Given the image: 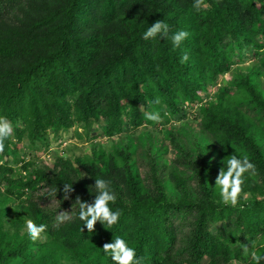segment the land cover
<instances>
[{
    "label": "trees",
    "instance_id": "obj_1",
    "mask_svg": "<svg viewBox=\"0 0 264 264\" xmlns=\"http://www.w3.org/2000/svg\"><path fill=\"white\" fill-rule=\"evenodd\" d=\"M194 2L0 0V115L14 125L0 153V264H112L103 246L113 235L145 264H252L235 244L264 236V90L256 84L264 80V0H202L199 11ZM158 20L169 24L170 35L190 33L180 49L170 39L143 38ZM185 52L189 61L181 64ZM248 55L253 68L235 82V65ZM228 74L224 93L205 101ZM152 110L160 111L161 123L146 119ZM192 110L208 135L193 144L197 157L175 136L176 122ZM145 126L149 133L137 137ZM73 127L87 142L98 141L83 156L60 155L43 168L39 160L51 143ZM120 136L146 147L145 175L134 170L130 150L115 145ZM169 146L181 151V172L173 168L166 185L149 151ZM208 147L215 152L211 164ZM235 151L257 171L232 207L220 202L215 167ZM94 178L111 182L113 208L122 215L115 229L98 222L91 235L80 231L75 200L94 202ZM73 181L65 199L63 183ZM49 200L57 201L55 209L45 205ZM65 210L73 218L60 223ZM26 216L47 225L36 241L24 230ZM184 220L188 257L173 252Z\"/></svg>",
    "mask_w": 264,
    "mask_h": 264
},
{
    "label": "clouds",
    "instance_id": "obj_2",
    "mask_svg": "<svg viewBox=\"0 0 264 264\" xmlns=\"http://www.w3.org/2000/svg\"><path fill=\"white\" fill-rule=\"evenodd\" d=\"M206 7V5H204ZM202 7V0H195L194 8L199 11ZM190 36L186 30H179L170 35L169 24L164 20H158L151 27H148L144 32L143 38L145 40H171L174 49H180ZM189 61V55L185 52L181 58L180 63ZM149 103L159 104L160 101H149ZM146 119L154 122L155 124L161 123L163 117L160 111L152 110L146 112ZM14 132L13 122L6 116L0 115V153L5 151L6 141H9ZM223 145L222 143H220ZM208 149L206 148V153ZM227 151V149H225ZM215 157L209 161L211 164ZM223 167L219 171L216 179L215 189L220 196V202L226 206L237 207L240 204L242 194L244 193V186L250 175H254L257 171L256 165L249 159L247 155H241L236 152L221 162ZM82 173L80 176L83 178ZM79 179V180H80ZM95 184V199L94 202L88 203L81 201L79 197L75 200V205L78 206V219L82 222L83 227L80 231L83 232L84 228L87 229L88 234H95V226L99 222L105 229H115L120 221L122 212L119 209H114L117 196L111 187V182L104 178H94ZM73 182L63 183L64 198L68 199L69 194L73 192ZM28 217V216H26ZM72 215L63 212L59 213L57 219L60 223L70 221ZM47 225L44 223L37 224L30 217L24 221V230L27 232L28 237L36 241L42 237L46 232ZM113 233V232H112ZM114 234V233H113ZM248 243L241 244L237 242L242 252L250 257L252 264H262L264 262V236H259L256 239L247 237ZM234 245V244H233ZM234 245V246H235ZM250 245V246H249ZM103 252L106 257H109L112 264H145L144 257L138 256L135 247L130 246L128 241L120 235H113L112 242L106 243L103 246Z\"/></svg>",
    "mask_w": 264,
    "mask_h": 264
},
{
    "label": "rangeland",
    "instance_id": "obj_3",
    "mask_svg": "<svg viewBox=\"0 0 264 264\" xmlns=\"http://www.w3.org/2000/svg\"><path fill=\"white\" fill-rule=\"evenodd\" d=\"M248 60L246 62H239V64L236 63L235 72H237V75L234 73L233 77L236 76V81H240L242 76L244 75V71H248L249 69L253 68V62L255 61L252 59V55H248ZM253 71L254 75H259L260 72H258L257 69L251 70ZM231 74H228L224 77H221L218 82L217 86L214 88H210L207 92L208 94L204 95L205 101L210 100L211 97H217L219 94L224 93V86L226 85L227 81L231 79ZM262 76H260L261 79ZM255 81V80H253ZM257 82V81H255ZM264 80L259 84L257 82L256 84L259 87V90H264V84H262ZM229 85V86H228ZM227 88L229 91L234 92L235 91V85L230 87L231 84L228 83ZM242 109L246 112L245 108L242 107ZM180 122V121H179ZM178 121L176 122V128L178 131L176 132L175 136L178 137V141L181 143L180 146L184 147L189 154L195 155L198 154L193 150L194 147L193 144H196L198 141H203L204 138L208 137V135L203 131L200 124L195 119L194 111H190V114L187 117V120L185 122H181L183 124H180ZM259 124H262L263 121H257ZM147 126L141 129V131L136 135L137 137H142L143 135H147L149 133L148 130H146ZM78 130V132H77ZM82 130L78 129L77 127H73L68 129L67 131L61 132L60 136L61 138L57 141H53L51 143V148L41 157V160H39L40 164H42L43 168H51L53 167V164L55 163L56 159L58 157H78L85 155L87 148L90 147L92 144L95 145L93 142H87V138L82 134ZM54 139V138H53ZM100 141V139H99ZM103 142H105V139H102ZM155 139L152 138L151 142H154ZM108 142V141H107ZM115 145L118 148L121 149H129L130 152L133 154L132 158V164L134 166V170L141 174L142 176L145 175L148 171V165L150 162V159L146 155V147L135 140V138H124V136H120L115 140ZM167 144V142L165 143ZM153 145V144H152ZM212 147H208L207 153H211V158L214 157L215 153L212 149ZM133 151V152H132ZM206 153V149L204 150ZM149 154L151 155L152 159H156L158 165L161 168V176L163 178V181L166 185L169 184V172L175 168L178 172L179 167L177 166V160L181 157V151L177 147L173 146L168 148L167 152H163L159 148H152L151 151H149ZM197 157V155H195ZM221 163L217 162V166L215 167V173H217L220 170ZM219 167V168H218ZM190 186L193 185V183L189 184ZM18 203V201H13V204L6 205V209H13L15 204ZM43 204V203H42ZM45 205L47 207L55 209L57 207V201L56 200H49ZM43 204V206H45ZM67 213H69V210H65ZM218 226H213L212 229L214 233L217 231ZM190 229L185 225V220L182 221V227L178 228L177 231V239L175 243V250L174 253H181L184 254V256L188 257V254L186 251L185 241L186 238L188 239L190 237ZM17 264V263H12Z\"/></svg>",
    "mask_w": 264,
    "mask_h": 264
}]
</instances>
